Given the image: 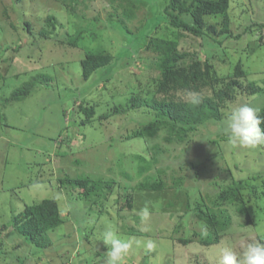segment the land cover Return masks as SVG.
<instances>
[{
  "label": "rangeland",
  "instance_id": "1",
  "mask_svg": "<svg viewBox=\"0 0 264 264\" xmlns=\"http://www.w3.org/2000/svg\"><path fill=\"white\" fill-rule=\"evenodd\" d=\"M167 1L0 0V264H104L109 229L155 243L151 251L133 244L123 264H219L221 248L239 255L249 243H264V144L233 146L223 131L233 107L264 106V0H229L225 14L205 16L217 30L226 16L228 34L204 28L202 36L171 26ZM156 38L208 58L222 77L241 62L244 74L219 120H205L182 138L162 126L134 135L155 114L142 99L156 94L161 75ZM88 52L112 59L83 79L80 60ZM25 84L27 93L12 98ZM250 84L260 89L250 93ZM83 108H92L89 117ZM65 175L112 181L113 191L91 204L94 195L82 198L61 183ZM238 180L249 217L239 201L218 202L219 190ZM126 194L130 209L120 210ZM43 198L57 199L63 223L48 232L45 249L32 253L9 224L25 204ZM198 203L215 227L197 217ZM145 207L150 231L141 232ZM215 236L218 242L202 243Z\"/></svg>",
  "mask_w": 264,
  "mask_h": 264
},
{
  "label": "trees",
  "instance_id": "2",
  "mask_svg": "<svg viewBox=\"0 0 264 264\" xmlns=\"http://www.w3.org/2000/svg\"><path fill=\"white\" fill-rule=\"evenodd\" d=\"M228 7L229 0H190L189 3H186L185 0H168L163 11L171 26L189 34L202 36L206 33L205 28L207 32L222 35L228 34L229 19L225 16L221 28L217 30L214 24L206 23L205 16L225 14ZM179 35L182 34L179 33ZM152 46L154 51L158 52L157 64L161 70V75L156 86V94L143 97L142 101L155 110V114L134 135H151L162 126L169 135L182 138L205 120H219L223 102L226 99L234 98L235 88L239 84L238 78L244 74L241 62H236L233 73L227 78L216 73L208 58L200 59L195 52L179 50L176 41L173 39L156 38L152 40ZM111 59V55L108 53H86L80 60L82 78L88 79L95 70L109 65ZM219 84L222 86L215 89ZM28 89V84L17 88L13 92L12 98L23 96ZM206 89H212V94H206L204 92ZM259 89L260 87L257 85H248L250 93H255ZM189 93H198L201 102L197 105L188 103ZM131 101L134 103L133 98ZM83 110L87 117L92 113V108H83ZM260 114L264 116V106L261 108ZM261 127L264 128V124ZM257 176L258 174L252 177ZM60 181L65 186L71 185L78 188L82 198H89L94 195L91 198V204L99 199L102 201L107 199L114 186L112 181L102 182L89 178H72L68 175H65ZM245 183H248V180ZM242 186V181L238 180L232 181L225 189L221 188L218 194V202H241L242 196L239 190ZM149 187L158 188L157 184L153 183ZM131 201L132 195H123L118 209H130ZM239 210L249 217L242 202L239 205ZM195 211L197 217L208 226H216L215 219L202 208L200 203L195 206ZM62 223L63 218L57 199L43 198L38 202L25 204L23 210L12 216L9 225L10 229L28 241L29 246L33 248L32 253H37L50 244L48 232ZM218 238L215 236L213 239L203 240L202 243L210 245L218 242ZM179 240L184 244L192 241L188 237H181Z\"/></svg>",
  "mask_w": 264,
  "mask_h": 264
},
{
  "label": "clouds",
  "instance_id": "3",
  "mask_svg": "<svg viewBox=\"0 0 264 264\" xmlns=\"http://www.w3.org/2000/svg\"><path fill=\"white\" fill-rule=\"evenodd\" d=\"M191 105L201 102L198 93H189L187 101ZM261 109L250 104H240L233 107L227 115L223 131L228 134L229 142L233 146L255 147L264 144V116ZM138 215L141 218V232L150 231L149 221L151 214L147 207L143 208ZM103 243L106 246L104 253V264H123L129 249L133 244L140 245L149 251L155 248L152 240L141 241L139 239H121L117 233L109 229L104 237ZM219 264H264V243H249L238 255L228 248H221L219 251Z\"/></svg>",
  "mask_w": 264,
  "mask_h": 264
}]
</instances>
